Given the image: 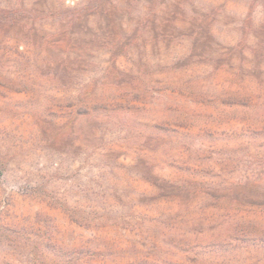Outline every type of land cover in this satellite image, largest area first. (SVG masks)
Listing matches in <instances>:
<instances>
[{
    "label": "rangeland",
    "instance_id": "obj_1",
    "mask_svg": "<svg viewBox=\"0 0 264 264\" xmlns=\"http://www.w3.org/2000/svg\"><path fill=\"white\" fill-rule=\"evenodd\" d=\"M0 264H264V0H0Z\"/></svg>",
    "mask_w": 264,
    "mask_h": 264
}]
</instances>
